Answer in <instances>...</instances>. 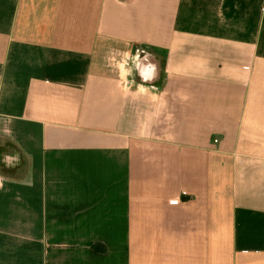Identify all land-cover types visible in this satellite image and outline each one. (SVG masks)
<instances>
[{
    "label": "crops",
    "instance_id": "0c3cea01",
    "mask_svg": "<svg viewBox=\"0 0 264 264\" xmlns=\"http://www.w3.org/2000/svg\"><path fill=\"white\" fill-rule=\"evenodd\" d=\"M0 264H264V0H0Z\"/></svg>",
    "mask_w": 264,
    "mask_h": 264
},
{
    "label": "clouds",
    "instance_id": "9594fccd",
    "mask_svg": "<svg viewBox=\"0 0 264 264\" xmlns=\"http://www.w3.org/2000/svg\"><path fill=\"white\" fill-rule=\"evenodd\" d=\"M152 53L147 49H136L135 55L129 52H117L110 56V64L120 72L121 77L127 78L135 71L141 78L142 83L137 85L138 91H144L145 85L158 78L157 65L151 62ZM119 56V59L116 57ZM131 62V63H130ZM135 83V79H133ZM187 99V97H182Z\"/></svg>",
    "mask_w": 264,
    "mask_h": 264
},
{
    "label": "trees",
    "instance_id": "16d2710c",
    "mask_svg": "<svg viewBox=\"0 0 264 264\" xmlns=\"http://www.w3.org/2000/svg\"><path fill=\"white\" fill-rule=\"evenodd\" d=\"M92 250L99 252V253H102V252H105V247L102 244H94L92 246Z\"/></svg>",
    "mask_w": 264,
    "mask_h": 264
},
{
    "label": "built area",
    "instance_id": "2783aa9c",
    "mask_svg": "<svg viewBox=\"0 0 264 264\" xmlns=\"http://www.w3.org/2000/svg\"><path fill=\"white\" fill-rule=\"evenodd\" d=\"M179 203V200H173L172 201V204H178Z\"/></svg>",
    "mask_w": 264,
    "mask_h": 264
}]
</instances>
